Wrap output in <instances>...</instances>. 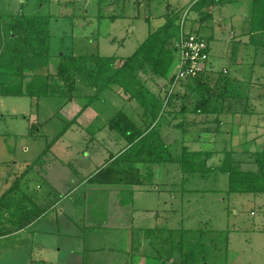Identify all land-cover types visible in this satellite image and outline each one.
Here are the masks:
<instances>
[{"label": "rangeland", "instance_id": "obj_1", "mask_svg": "<svg viewBox=\"0 0 264 264\" xmlns=\"http://www.w3.org/2000/svg\"><path fill=\"white\" fill-rule=\"evenodd\" d=\"M114 1L104 0L99 9L97 0H0V13L48 17L53 54L48 70L56 85L61 83L58 63L96 53L112 57L115 65L121 64L123 58L136 52L148 31L163 25L170 15L185 32L208 38L207 72L215 77L211 88L220 90L226 85L232 94L247 97L255 111L253 114H238L229 120L221 116L223 119L219 121L210 115V122L199 118L194 123L195 105L207 94L202 85L195 88L194 83L186 82L189 79L172 84L167 78L148 71L142 73L144 86L147 93L168 101L166 113H171V119L164 130L170 131L164 137L174 153L180 152L182 145L189 150H213L215 154L206 159L208 167L219 164L222 151L227 150L232 152L235 163L252 170L251 154L264 150V33L250 29L252 0H209L210 5L206 6L210 7L205 6L209 17L196 11V7L191 8L197 0ZM100 11L103 18L97 16ZM170 43L168 47L174 46L173 41ZM69 55L78 58L67 57ZM89 65L85 69H89ZM223 74L225 80L220 77ZM76 86L81 92L75 91L72 98L60 94L37 95L38 101L35 99L33 103L27 95L0 96V149H5L6 144L18 147L12 154L13 159H9L11 175H20L49 144L50 151L45 158L53 164L50 171L57 189L55 200L65 195L64 204L47 212L43 220L50 228L57 225L55 236L38 237L26 231L6 237L0 242V264H32V259L40 258L51 264L85 261L90 264L128 261L157 264V259L143 257L138 252H156L154 245L148 242L150 235L147 237L143 232L155 227L163 232L173 230V237L167 236L162 246H169L168 239L181 238L184 250L192 251L189 258L195 264H264V192L230 193L226 173L211 170L204 176L188 175L179 163L169 162L162 164L154 184L143 171L146 189L132 191L130 185L121 183L86 182L83 178L96 168L92 166L102 163V156L108 154L106 147H111L102 140L106 132L97 127L117 109H123L131 117L143 109L135 99L127 100L125 88L111 83V87L99 91L90 104L101 112L99 118L89 124L90 129L64 128L93 94L90 87ZM170 93L172 95L166 98ZM34 111H38L39 118L33 116ZM162 118L160 114L157 120ZM182 121L193 126L185 132L178 131L175 125ZM28 122H33L30 133L35 138L24 127ZM62 130V136L55 140ZM8 131L15 135L7 134ZM94 131V139L88 143V158H84L82 149L87 144L84 137ZM24 141L25 145H31L27 153H22ZM0 154L8 156L4 151ZM67 162L78 168V176ZM54 171L58 174H53ZM70 175L73 176L70 178ZM33 177L30 172L23 181H31L32 188L41 185L35 192H44L46 185L42 178L38 174ZM1 185L3 189L5 184ZM69 186L70 190L65 193ZM61 208L64 211L61 212ZM82 225L84 229L79 228ZM180 260L177 251H173L166 264H180Z\"/></svg>", "mask_w": 264, "mask_h": 264}, {"label": "trees", "instance_id": "obj_2", "mask_svg": "<svg viewBox=\"0 0 264 264\" xmlns=\"http://www.w3.org/2000/svg\"><path fill=\"white\" fill-rule=\"evenodd\" d=\"M103 1L97 0L99 9ZM210 1L197 0L195 2L199 3L195 4L194 2L191 8L196 7V11L209 17L208 12L202 11V9L206 5H210ZM250 18L251 31L264 33V0H252ZM48 24L49 20L46 16L25 15L20 12L16 14L0 13V95L60 94V96L68 95L72 98L74 94L81 92L79 91L81 88L76 86L77 84L90 87L93 94L89 95L87 102L69 122L71 123L75 121L82 110L92 103L99 91L103 92L111 87V83H116L125 88L127 100L135 99L143 109V127L139 126L123 109H117L109 117H106L104 124L107 129L118 133L126 145L120 154L88 177L89 182L121 183L130 186L144 185L146 178L144 172H147L150 181L154 184L157 182L154 177L163 163L177 162L182 171L188 175L200 174L204 176L211 170L226 173L228 175L227 189L230 193L264 192V150H258L251 154L254 168L245 170L239 162L233 161L231 151H222L219 164L206 167V159L215 154V151L189 150L184 145L177 153L170 149L164 137V134L170 131L168 128L164 130L166 123L171 119V113H166L168 101L165 98L164 100L157 99L152 93H147L142 73L149 71L156 76L167 78L169 83L173 82V75H170V71L176 63L177 53L175 47H168V44L178 38L181 26L171 18V15L163 25L150 29L136 52L123 58L121 64L115 65L112 57L96 53L82 54L80 60L58 63L57 75L61 81L58 85L55 84L48 70L50 59L53 56L51 52L52 37ZM62 53L66 54L64 51ZM57 55L59 56V54ZM72 57L78 58L75 55ZM87 64H90L89 69H85ZM220 77L225 80L224 74ZM29 78L30 80L23 84V81ZM214 79L213 74L208 73L206 68L198 75L186 80L188 83H194L195 88L202 85L207 92L206 96L199 98V103L195 105L194 114L197 118L194 119V123L199 118L210 122V115L219 121L223 119L221 116H225L224 119L229 120V117L232 119L233 114L250 115L255 112L250 107L247 97L239 98L232 94V91L225 87L226 85L220 90L216 89L218 87L211 88L210 85ZM75 91L76 93H74ZM169 95L172 94H167L166 98ZM160 114L163 115V118L157 120ZM192 126L193 123L187 124L183 121L175 125L181 132H185ZM31 131L33 132V125ZM63 131L55 138L59 137ZM49 147L47 144L42 152L31 160V163L26 166L25 173L29 172V169H38L43 164V158L48 153ZM53 193L54 197L47 200V203L37 202L35 194L26 193L17 180L14 181L8 190L0 193V236L25 228L65 196L62 195L58 200H55L56 192ZM143 232L146 236L150 235L147 236L148 242L154 245L153 249L156 251H138L143 257L155 258L159 261L157 264H166L170 259L171 252L177 251L181 259L180 264L196 263L190 261L189 256L192 251L184 250L181 238L178 241L168 239L169 246H162L167 236L173 237V230H164L163 232L162 229L155 227L144 229ZM163 248L164 251H162ZM132 264L134 263L132 262Z\"/></svg>", "mask_w": 264, "mask_h": 264}, {"label": "crops", "instance_id": "obj_3", "mask_svg": "<svg viewBox=\"0 0 264 264\" xmlns=\"http://www.w3.org/2000/svg\"><path fill=\"white\" fill-rule=\"evenodd\" d=\"M114 2H119V3H121V1H114ZM123 2V1H122ZM114 4V3H113ZM207 7H210V6H206V8ZM205 7H204V11H206L207 9H206ZM207 12V11H206ZM209 12V11H208ZM98 17H100V18H103L102 17V14H101V11H100V13H98V15H97ZM196 18H198V17H196ZM249 22V21H248ZM245 31H247V29H245ZM50 32H51V30H50ZM52 37V36H51ZM208 48H209V53H210V45H209V41H208ZM72 49V48H71ZM30 80V78L28 79V80H26V81H23L24 83L23 84H25V83H27L28 81ZM0 96H5V95H0ZM16 96H19V95H16ZM27 96H29V98H30V100L33 102L35 99H37V101H38V97H37V95L36 94H31V95H27ZM87 102V101H86ZM85 102V103H86ZM34 103V102H33ZM84 103V104H85ZM33 108V106H31V108L30 109H32ZM101 115V113L100 112H98V111H95L94 110V108L93 107H91L90 105L87 107V108H85L84 109V111H83V113H81V115L78 117H76V119H75V121L74 122H71V123H69L68 124V126L66 127V128H68V127H70V128H72L73 127V129H77V128H83L84 130L87 128V129H90L91 128V125H89L93 120H95V119H97V118H99V116L98 115ZM240 116H241V114H239ZM33 116H35V118H39V114H38V111H34L33 112ZM76 116V114H74V115H72V118L69 120V122L70 121H72V119L74 118ZM133 117V119L136 121V123L139 125V126H141V127H143L144 126V121H143V115H142V110L141 109H139V110H137V112H135L133 115H132ZM235 116H238V114H233L232 116H231V118H235ZM47 117V116H46ZM230 118V117H229ZM31 124V122L29 123L28 122V124H27V126H24L25 128H26V130L28 131V133H30V125ZM32 124H33V122H32ZM31 124V125H32ZM235 124V123H234ZM209 125V124H208ZM86 127V128H85ZM99 130L101 129L103 132H106L105 133V135H104V137H103V142L104 143H106L107 142V144L110 146L111 145V147L110 148H108V147H106L108 150V154H107V156L105 157L104 155L102 156V163L99 165V166H96V165H94V166H92V167H96L93 171H91V172H89L83 179H85V181L86 182H89L88 180H87V178L88 177H90L92 174H94L95 172H97L100 168H102L103 166H105L108 162H110L112 159H114L118 154H120L121 152H122V150L125 148V145H126V142L123 140V138L118 134V133H116V132H113V131H111V130H109V129H107V131L105 130L104 131V129H106L107 127H106V125L103 123L102 125H100L99 127H97ZM209 128V127H208ZM29 129V130H28ZM208 130V129H207ZM103 132H100V133H103ZM107 132H109V133H107ZM21 133V132H20ZM7 134H11V135H15V132H12V131H8L7 132ZM21 134H25L24 132L23 133H21ZM87 134V136L86 137H84L85 139L84 140H86L87 141V144H86V146L82 149V152H83V157L84 158H88V155L86 154V153H88L89 151H88V147H89V145H88V143L90 142H92V139H94V134H95V131L94 132H92L91 134H88V133H86ZM26 135V134H25ZM29 135H31V133L29 134ZM62 136V134L59 136V137H61ZM31 137L32 138H35V136H33V135H31ZM37 137V136H36ZM59 137H57V138H55V140L56 139H58ZM95 139H97V138H95ZM35 140V139H34ZM5 143H6V139H5ZM24 144L22 145V153H27V152H29L30 150H31V145H29V144H26L25 145V141L23 142ZM93 144V143H92ZM115 144H117L116 146H115ZM121 144V145H120ZM102 145L104 146V144L102 143ZM118 145H120V146H118ZM94 146V145H93ZM21 147V146H20ZM115 147H118V148H115ZM18 149V147H16V146H13V147H9V146H7V144L5 145V149H0V151H1V153H2V151H4V152H6L7 154H8V156H5V157H3L1 154H0V176H1V178H0V185L1 184H5V186H4V188L2 189V187H1V189H0V193H3V192H5L6 190H8L9 189V187L12 185V183H14V181H16L17 180V182H18V184L20 185V187L24 190V191H26V193H33V194H35L36 196H37V202L39 201V202H42V201H44V202H46L47 203V200H50V199H52L54 196H52V194H54L53 192H56L57 191V189L54 187V184H53V182H54V180H53V178H52V174H51V171H50V169H51V167H52V165L53 164H51L50 162H46L47 161V157L45 158V156H44V162H43V164L40 166V167H38V169L37 168H35V172L34 171H29V172H27V173H25L24 171H25V169L22 171V173L20 174V175H14V176H12L11 175V172H10V166H11V163H12V161L10 162V160L9 159H13V156H12V154L16 151ZM42 150L43 149H41V151H39L38 152V154L35 156V158L42 152ZM49 151H50V149H49ZM48 151V152H49ZM102 151V150H101ZM103 152V151H102ZM85 153V154H84ZM10 154V155H9ZM33 160V159H32ZM68 163V162H67ZM51 164V165H50ZM68 165H70V162L68 163ZM71 166V165H70ZM72 167V171H73V174L74 175H76V176H78L79 175V170H78V168L75 166H71ZM30 172H33V179H35V176H37V174H38V176L40 177V178H42V181L45 183V190H44V192H35L36 191V189H39V188H41V185H38V184H36L35 185V187L34 188H32V186H31V181H27V180H25V181H23V178H24V176L26 175V174H29ZM53 174H58V172H56V171H54L53 172ZM73 175H70V178L72 177ZM39 181V180H38ZM38 183V182H37ZM98 184H103V185H113V184H117V183H113V184H110V183H98ZM2 186V185H1ZM71 186V185H70ZM70 186H69V188L65 191V193L67 192V191H69L70 190ZM131 188H133V189H131L132 191H135L136 189H146L145 187H144V185H133V186H131ZM77 199H79V198H77ZM72 201V200H71ZM76 201V200H75ZM74 203H76V202H74ZM61 204L63 205L64 204V199L62 198V199H60L59 201H57L56 203H54L53 205H51V207L42 215V216H40L39 218H37L36 220H34L33 222H31L30 224H28L25 228H22V229H19V230H16V231H13V232H11L10 234H7V235H3V236H0V242L3 240V239H5L6 237H9V236H13V235H20V234H22L23 232H26V231H28V232H31V233H33V235H36V236H38V237H40V236H43V237H47V236H49V235H51V236H55V234L57 233L56 231H58V227H57V225H53L51 228L49 227V226H47V222L46 221H43L44 220V217H45V214L47 213V212H49V211H52V210H54L55 208H58L57 206H59V208H60V206H61ZM60 211L62 212V211H64L63 210V208H61L60 209ZM49 224V223H48ZM57 224V223H56ZM79 228L81 229H84V225H82V226H79ZM81 235V234H80ZM34 238V237H33ZM127 253H130V251L129 252H127ZM35 263H37V264H51L50 262H47V261H45L44 259H42V258H40V259H37V260H34V259H32V264H35ZM82 264H90V263H88V262H83ZM124 264H132V262H125Z\"/></svg>", "mask_w": 264, "mask_h": 264}, {"label": "built area", "instance_id": "obj_4", "mask_svg": "<svg viewBox=\"0 0 264 264\" xmlns=\"http://www.w3.org/2000/svg\"><path fill=\"white\" fill-rule=\"evenodd\" d=\"M173 42L177 59L172 72V84L194 77L208 67L209 48L204 37L197 33L185 32L180 27L179 36Z\"/></svg>", "mask_w": 264, "mask_h": 264}]
</instances>
